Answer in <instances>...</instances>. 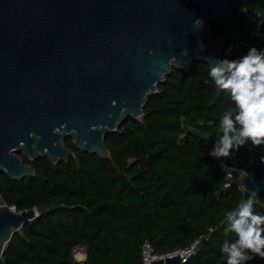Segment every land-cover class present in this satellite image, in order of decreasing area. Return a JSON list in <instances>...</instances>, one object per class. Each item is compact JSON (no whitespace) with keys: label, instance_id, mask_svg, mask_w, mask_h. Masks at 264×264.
<instances>
[{"label":"trees","instance_id":"trees-1","mask_svg":"<svg viewBox=\"0 0 264 264\" xmlns=\"http://www.w3.org/2000/svg\"><path fill=\"white\" fill-rule=\"evenodd\" d=\"M242 7L254 18L244 17ZM257 13H264V0H228L227 11L212 26L215 36L226 38L223 59H234L225 53L239 42L254 39L251 46L264 48V39L253 35ZM208 70V64L196 62L187 71H173L139 120L129 119L107 135L109 157L84 153L69 138L66 145L75 151L69 161L53 164L44 158L35 175L23 180L1 174L5 202L18 212L35 208L39 216L5 245L0 264H76L74 250L82 245L88 248L85 264L111 257L116 264H140L146 240L164 253L188 235L190 243L209 226L216 230L188 264H224L219 248L225 239H235L224 235V214L248 194L235 185L225 187L227 176L208 156L217 129L199 121L218 123L232 106ZM250 147L226 161L250 165ZM256 149L264 156V147ZM259 201L264 204V194ZM257 210L264 208L257 205Z\"/></svg>","mask_w":264,"mask_h":264},{"label":"water","instance_id":"water-1","mask_svg":"<svg viewBox=\"0 0 264 264\" xmlns=\"http://www.w3.org/2000/svg\"><path fill=\"white\" fill-rule=\"evenodd\" d=\"M227 8L228 0H0V175L33 177L24 158L69 161V138L109 157L107 135L139 120L173 71L223 59L227 41L212 26ZM249 150L240 185L247 194L259 185L260 199L264 163ZM37 216L13 210L0 193V257ZM150 264L185 263L178 254Z\"/></svg>","mask_w":264,"mask_h":264},{"label":"clouds","instance_id":"clouds-1","mask_svg":"<svg viewBox=\"0 0 264 264\" xmlns=\"http://www.w3.org/2000/svg\"><path fill=\"white\" fill-rule=\"evenodd\" d=\"M246 9L241 8L244 13ZM259 17L258 39H264L260 28L264 27V13ZM204 21L196 19L194 26L202 29ZM200 47L204 45L201 42ZM188 54V50H184ZM208 77L215 88L230 98L232 106L223 111L217 120H201L199 124L209 129L216 128V139L208 149V156L222 162L234 157L241 148L264 147V48L250 46L246 54L234 59H216L208 62ZM264 163V156H261ZM227 179H232L231 172ZM248 195L234 210L225 212L226 226L224 235H235L234 240L225 239L219 251L224 264H250L257 259L264 260V211L257 210V205L264 208L258 199L261 188L253 185Z\"/></svg>","mask_w":264,"mask_h":264},{"label":"built area","instance_id":"built-area-1","mask_svg":"<svg viewBox=\"0 0 264 264\" xmlns=\"http://www.w3.org/2000/svg\"><path fill=\"white\" fill-rule=\"evenodd\" d=\"M217 164L219 168L225 173L226 176L228 172H231L232 174V179L228 180V183L225 185V187L228 188V187L235 185L238 187L239 190L246 192L244 187L240 185V178L243 175H249L250 173L249 165H247L244 168H239L237 166H234L228 163L226 160L223 161V167H222L221 161H217ZM11 208L15 210V207L11 206ZM215 230H216V227H213V226L206 227V229L198 233V235L188 245L182 248L176 249L175 251L169 254L157 252L155 248L153 247V245L148 240H146L141 245V248H140V264H150L151 261H154L160 258H165L167 256L178 255V254L181 257L182 262L185 264H188L189 261L197 254L198 249L201 246V244L204 241L209 240V238L212 236ZM78 247L75 248L74 252H78V250L81 251L80 249H77ZM77 262L78 263L82 262V260L77 258Z\"/></svg>","mask_w":264,"mask_h":264},{"label":"rangeland","instance_id":"rangeland-1","mask_svg":"<svg viewBox=\"0 0 264 264\" xmlns=\"http://www.w3.org/2000/svg\"><path fill=\"white\" fill-rule=\"evenodd\" d=\"M244 8V7H242ZM245 9V8H244ZM244 17H248V19H253L254 18V14H252L251 12H248L247 10L243 13ZM254 40V39H253ZM243 41V42H239L237 45H235L234 47H230L225 55L226 57H233V58H237L238 56L242 55V53L244 52V50L246 48H248L249 46H251L252 44L251 43H254L255 41ZM67 146V145H66ZM21 156V155H20ZM44 158H39L35 161H29L27 159L24 158V163L25 164H28V165H32L34 167V169L36 170V167L37 165H41L43 163V160ZM37 210V209H36ZM191 235L187 236L185 239L186 240H182L183 243H179L177 245H174L172 247H170L168 250H166V252H164L165 254H169L173 251H175L176 249H179V248H182L186 245H188L189 241L191 240L190 239ZM77 249H80L81 251L78 250V252H74V259L76 261V264H85V260L87 259V256H88V248L86 245H82V246H79ZM76 249V250H77ZM79 253H82L83 256H82V262H77V258H78V254ZM84 259V260H83ZM113 258L111 257L109 260H107V262L105 261L104 263H101V264H116V263H113L112 260Z\"/></svg>","mask_w":264,"mask_h":264},{"label":"bare ground","instance_id":"bare-ground-1","mask_svg":"<svg viewBox=\"0 0 264 264\" xmlns=\"http://www.w3.org/2000/svg\"><path fill=\"white\" fill-rule=\"evenodd\" d=\"M82 256H83V254L82 253H79L78 254V259H81L82 260Z\"/></svg>","mask_w":264,"mask_h":264}]
</instances>
